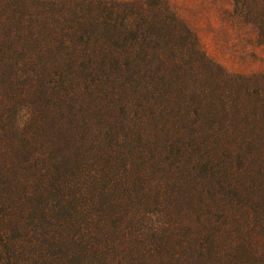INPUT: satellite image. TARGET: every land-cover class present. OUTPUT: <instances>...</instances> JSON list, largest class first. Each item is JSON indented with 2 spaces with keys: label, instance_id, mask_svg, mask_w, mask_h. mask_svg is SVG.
<instances>
[{
  "label": "trees",
  "instance_id": "obj_1",
  "mask_svg": "<svg viewBox=\"0 0 264 264\" xmlns=\"http://www.w3.org/2000/svg\"><path fill=\"white\" fill-rule=\"evenodd\" d=\"M0 264H264V74L167 0H0Z\"/></svg>",
  "mask_w": 264,
  "mask_h": 264
},
{
  "label": "rangeland",
  "instance_id": "obj_2",
  "mask_svg": "<svg viewBox=\"0 0 264 264\" xmlns=\"http://www.w3.org/2000/svg\"><path fill=\"white\" fill-rule=\"evenodd\" d=\"M132 1V0H106ZM202 52L230 74H264V47L233 13L232 0H167Z\"/></svg>",
  "mask_w": 264,
  "mask_h": 264
}]
</instances>
